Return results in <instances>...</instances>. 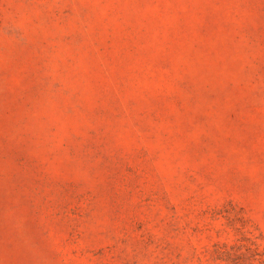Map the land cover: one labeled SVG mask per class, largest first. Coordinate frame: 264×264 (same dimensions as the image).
<instances>
[{
  "label": "rangeland",
  "instance_id": "rangeland-1",
  "mask_svg": "<svg viewBox=\"0 0 264 264\" xmlns=\"http://www.w3.org/2000/svg\"><path fill=\"white\" fill-rule=\"evenodd\" d=\"M0 264H264V0H0Z\"/></svg>",
  "mask_w": 264,
  "mask_h": 264
}]
</instances>
